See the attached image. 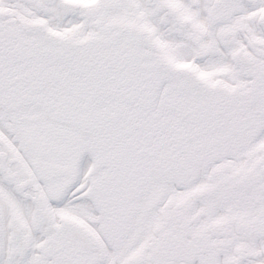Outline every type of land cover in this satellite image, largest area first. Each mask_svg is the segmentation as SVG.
Here are the masks:
<instances>
[{
    "label": "snow or ice",
    "instance_id": "obj_1",
    "mask_svg": "<svg viewBox=\"0 0 264 264\" xmlns=\"http://www.w3.org/2000/svg\"><path fill=\"white\" fill-rule=\"evenodd\" d=\"M0 264H264V0H0Z\"/></svg>",
    "mask_w": 264,
    "mask_h": 264
}]
</instances>
